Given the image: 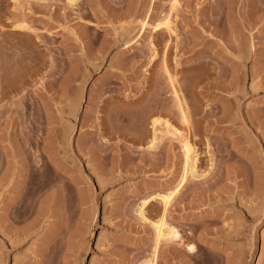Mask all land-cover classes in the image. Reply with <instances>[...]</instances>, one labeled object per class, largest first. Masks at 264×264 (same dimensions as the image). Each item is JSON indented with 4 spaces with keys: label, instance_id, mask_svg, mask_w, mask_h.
<instances>
[{
    "label": "rangeland",
    "instance_id": "obj_1",
    "mask_svg": "<svg viewBox=\"0 0 264 264\" xmlns=\"http://www.w3.org/2000/svg\"><path fill=\"white\" fill-rule=\"evenodd\" d=\"M176 189L157 264H264V0H0V264H141Z\"/></svg>",
    "mask_w": 264,
    "mask_h": 264
},
{
    "label": "bare ground",
    "instance_id": "obj_2",
    "mask_svg": "<svg viewBox=\"0 0 264 264\" xmlns=\"http://www.w3.org/2000/svg\"><path fill=\"white\" fill-rule=\"evenodd\" d=\"M70 1L72 2L74 0H70ZM159 25H161V24H159ZM159 25H157V26L159 27ZM163 25H165L169 31H173V29H172L173 27H171L169 21L168 22L166 21L164 23L162 22V26ZM167 71H169V70H167ZM169 79L171 82H173L175 78L173 76H170ZM172 91H174V94L178 98L179 94H178V92L174 86H173ZM178 101H179V99H178ZM177 104H178V102H177ZM181 111H182V116H183L182 118H183V120H185V123H187L186 121H189L188 117H187V112L184 109H181ZM151 121H152V126H153V135L150 138V141L148 142L147 147L152 148V147H155V145H157L156 141L161 136H160V134H158V132H160V129L156 125L159 123L164 124V127L166 129V131L164 129V132L171 133V135H178L179 136L178 138L180 139V142L182 143V147L184 149V154H185V166L184 167L185 168L183 170L181 181L182 182L187 181V179H189L188 177L195 176L194 174H196V172H197L198 155H197L194 144L191 142V140L187 134L188 132H186L184 134L183 132H181V130L174 127L168 119H164V118L159 117V116L153 117ZM161 135H163V134H161ZM179 189L180 188H178V190ZM178 190L176 189L173 192L158 195L161 199V202L163 203V210L160 213V215H158L159 217H157V219L155 221H152V224L154 225L155 230H156V239H155L156 243H155V246L153 248L154 250H153V253L151 254V256L148 259H146L145 261H143V263H141V264H157V256H158V252H159L160 242L162 240H173V241H175V240H178V238H180L181 234H180L178 228L175 227L174 225H172L171 223H169L167 220L168 205L171 203V200L174 198L173 197V195H175L174 193H176ZM147 201L148 200H142V202L139 204V207L137 209L139 214L143 217H144V206L146 205V203H148ZM192 248H193V246H192ZM39 260L42 261V259H39Z\"/></svg>",
    "mask_w": 264,
    "mask_h": 264
}]
</instances>
